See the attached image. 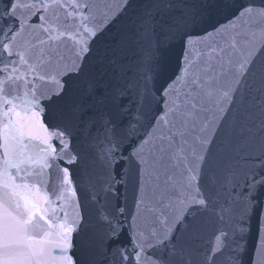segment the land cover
I'll list each match as a JSON object with an SVG mask.
<instances>
[{
	"label": "snow or ice",
	"instance_id": "snow-or-ice-1",
	"mask_svg": "<svg viewBox=\"0 0 264 264\" xmlns=\"http://www.w3.org/2000/svg\"><path fill=\"white\" fill-rule=\"evenodd\" d=\"M0 264H264V0H0Z\"/></svg>",
	"mask_w": 264,
	"mask_h": 264
}]
</instances>
